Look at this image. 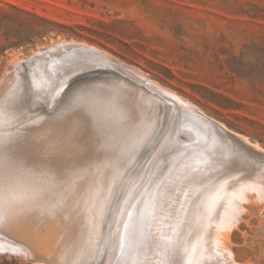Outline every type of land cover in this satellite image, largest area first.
<instances>
[{
	"label": "rangeland",
	"instance_id": "1",
	"mask_svg": "<svg viewBox=\"0 0 264 264\" xmlns=\"http://www.w3.org/2000/svg\"><path fill=\"white\" fill-rule=\"evenodd\" d=\"M60 43L86 44L108 52L128 67L131 65L142 72L143 78L178 93L223 124L225 131L218 130V135L228 138V143L231 137L240 135L251 140L248 139L250 146L256 144L261 148L256 153L247 152L255 153L257 159L264 154V0H0V97L14 85L23 87L27 82L35 85L28 72L25 79L22 74L16 75V60L27 59L38 50ZM120 74L132 85L155 94L148 82L142 87L134 78ZM81 76H73L64 92L56 93V99L70 90L98 88L95 83L109 82L100 78L83 81L79 79ZM111 103L112 110L105 106L103 99L94 98L93 112L108 126L109 132L119 135L126 121L120 120L115 105L122 108L124 100H111ZM46 104L48 102L39 97L32 119L43 116ZM51 104L55 105V100ZM155 105H160L161 110L157 120L150 115L152 125L155 120L153 130L159 129L163 136L157 132L148 151L143 155L142 149L137 151L130 164L126 162L132 153L125 152V166L120 169L118 178H112L110 169L100 177L90 170L64 192L65 208L55 217L42 215L40 211L42 203L52 197L51 192L45 191L33 199L32 188L40 184L36 176L23 173L13 176L8 189L16 198L7 212L4 227L0 226V237L11 241L13 237L29 246L26 238L36 245L33 249H40L35 252L29 246L32 254L27 252V256L0 252V264H70L74 254L89 246L101 256L106 254L105 259L97 258V264H106L113 252L119 256L118 249L108 247V233L113 235L114 224L108 220L109 201L103 197L108 194L109 186L115 192L132 171V180L127 181L129 188L148 157L154 154L152 147H155L157 160L151 169L147 167L146 186L151 185L150 179L165 176L173 157L179 154L175 151L176 144L169 142L161 146L171 127L172 112L158 100ZM150 107L148 105L146 110L148 114ZM179 130L190 131L183 127ZM87 132L88 123L80 118H73L64 129L37 131L33 134L37 142L35 158L39 161L83 160L88 151L83 142ZM194 147L191 143L190 150ZM93 188L101 191L96 200ZM2 193L3 182H0ZM247 198L248 201L242 203L241 223L233 228L227 246L236 256V264H264V202H259L251 192L247 193ZM21 199L22 203L16 201ZM102 200L104 211L98 214ZM89 216L93 221L89 222ZM163 218L167 217L163 215ZM153 224L148 229L157 238L166 237L172 231L163 227L161 220ZM7 228L20 234H13ZM89 230L94 243L89 241ZM114 235L112 244L116 242ZM147 245L150 243L145 244L147 257L140 261L141 264H162L160 258L165 251L159 252ZM37 256L41 260L37 261ZM113 264H117L116 258Z\"/></svg>",
	"mask_w": 264,
	"mask_h": 264
},
{
	"label": "bare ground",
	"instance_id": "2",
	"mask_svg": "<svg viewBox=\"0 0 264 264\" xmlns=\"http://www.w3.org/2000/svg\"><path fill=\"white\" fill-rule=\"evenodd\" d=\"M14 66L16 67V75L22 74L24 79L28 72L29 78L35 82L33 90L36 94H40V99L46 100L48 103H52L51 97H55L56 93H60L57 85L63 84L67 86L72 77L76 75H83L79 78L83 81L96 80V78L109 81L107 83L103 81L101 82L102 84H99L100 82L95 83L98 85V88H96L98 89V93L95 98L103 99L104 103H106L105 106L110 110H112V103L108 90L112 89L117 90L121 97L134 96L143 110H147L148 105H150L149 112L150 115L156 118L155 120L158 119L157 116L161 110V106L155 104L157 100L160 101L166 105V108L171 109L172 112L171 127L167 130V135H165L161 142V146H165L169 142L178 146L186 144L188 152H191V141L195 137L202 144L207 142L208 151L214 153L216 158H227V160L229 157L233 158L232 153L237 150H246V155L249 153L247 150L255 153L261 150L260 146L256 144L250 146L249 138L247 139L240 135L231 137L228 143V138L218 135V130L224 132L225 126L208 116L196 104L178 95V93L175 94V92L172 93L163 89L158 84L151 82V79L143 78V73L135 69V67L132 68L131 65L128 67L108 52L97 47L86 44L60 43L46 50H38L27 59H18L15 61ZM120 73L134 78L142 87L148 82V86L155 91V94H150L152 91L149 93L148 90L143 89L144 87L141 89L132 85L124 80ZM148 95L149 97H147ZM153 100L154 102H152ZM177 121L179 122L177 123ZM181 127L189 128L190 131L183 132L179 130ZM181 133L188 135L189 138L185 136L188 140L190 139L188 143L186 142L187 139H180ZM185 155L187 153L175 155L172 162H170L169 170L166 171L165 176L150 179L152 181L151 185L146 186L147 180L145 178L149 171L147 167L151 169L152 164L157 160V158H154V151V154H151L144 163L140 174L138 173V177L133 180L128 188L125 202L121 203V212L131 211V222L133 224H137L136 208L143 207L148 209L156 205L157 210L153 211L152 217L145 220V224L154 225L155 221L161 220L163 227L167 226V229L172 230L166 237L157 238L156 234H151L148 227H137L136 243L139 245V251L138 253H134V264H141L140 261L145 260V257H147L145 244L148 242L156 251H165L162 254L164 257L160 258L162 264H172L170 253H174L177 250L181 256V264H236L237 262L236 256L228 248L227 242L233 228L241 223L242 218L240 216L244 212L242 203L248 201L247 193H254L259 202H264V170L257 171L252 179H246L242 174L237 172L232 173V176H235L236 179H231L227 176L218 177L217 175H220L223 171L219 165H217L218 170H209L204 163H196L197 160H211L213 157L205 153L203 157L197 155L192 159H185ZM135 157L136 154H132V157L126 163L130 164ZM192 168H196L197 171L192 172ZM200 169H204L207 172V176ZM189 175L203 177L205 184L189 183L187 179ZM216 177L218 178L214 179ZM217 180H219V183H217ZM220 185H224L223 190L220 192L222 198L216 196ZM86 194H84L85 198L87 197ZM16 201L20 202L22 199ZM133 203H136V208L129 207ZM162 203L167 208V211H159V205ZM15 206L18 207L17 204ZM163 215L167 218H163ZM89 217V222L93 221L92 216ZM127 219L126 215L122 216L118 213L115 217L116 223L114 224L113 231V235L115 233L114 237L121 234L125 243H127V239L126 234H124L122 221ZM158 225L156 224L155 226ZM164 229L162 228V230ZM7 230L16 235L20 234L19 231L13 228H7ZM150 234L151 240L149 239ZM113 235L111 237L112 240L114 239ZM13 240V237L12 241L5 236L0 237V249L8 247L27 249L30 255L32 253L28 248L29 246L35 252L40 249V247H38V250L33 249L36 245H33L26 238L25 241L29 242V246H25L16 240L14 242ZM112 240L111 242H113ZM158 246L162 248H158ZM21 255H24L23 252ZM116 257V253L114 254L113 252L109 255V259L108 257L106 258L108 259L106 264H113Z\"/></svg>",
	"mask_w": 264,
	"mask_h": 264
},
{
	"label": "snow or ice",
	"instance_id": "3",
	"mask_svg": "<svg viewBox=\"0 0 264 264\" xmlns=\"http://www.w3.org/2000/svg\"><path fill=\"white\" fill-rule=\"evenodd\" d=\"M57 87L60 92H64L66 86L59 84ZM108 91L110 99L114 102L124 100L122 108L118 104L115 105L120 120L126 121L119 135L109 132L108 126L94 115L93 101L98 93L96 88H78L74 92L70 90L69 93L59 99L53 96L51 99L55 100V105L49 102L42 109L43 116L32 119V116L36 115L35 106L39 102V97L33 90L31 82H27L23 87L14 85L3 97H0V182L7 181L11 183L16 173L36 176L40 184L32 188L33 199L39 198L41 193L45 191L51 192L52 197L42 203L40 211L42 215L55 217L65 208L67 197L64 196V192L69 191L79 180L88 175L90 170L92 174L100 177L103 176L105 170L110 169L111 176L115 179L119 175V170L125 166L123 161L125 152H131L135 155L137 151L142 149L141 154L146 153L153 141L156 140V133L159 132L160 136H163V132L159 129L153 130L150 114L142 109L134 96L125 98L121 97L115 89ZM73 118H80L88 123V132L83 138V142L88 149L86 157L78 161L63 159L37 160L35 158L37 142L34 140L33 134L45 128L64 129L72 122ZM28 125H38L39 127ZM180 139L185 140L187 138L181 133ZM156 142L159 143L158 140ZM191 143L195 145L191 152H188L186 144H180L175 151L181 155L187 153L185 159H192L197 155L203 157L207 153L208 156L213 157L211 160H197L196 163H204L209 170H218L217 165H219L223 169L220 173L221 176L236 179L235 176H232V173L237 172L246 179H252L257 171L264 170V154H261L257 159L253 153L246 155V150H237L232 153L233 159L231 160L218 159L214 153L208 151L207 142L202 144L193 137ZM152 151H155V147H152ZM191 170L192 172L197 171L196 168ZM200 171L207 176L204 169H200ZM132 176L133 172L129 171L116 191L112 192L111 186H109L108 195L103 197V200L109 201L107 215L112 224L116 223L115 217L118 213L128 217L127 220L122 221L127 243L123 242L121 234H118L115 244H112V234L111 232L108 233V247L119 251V256L116 257L117 264H134V253L139 251V245L136 243V229L137 227H150V224H145V220L152 217L153 211L157 210L156 205L145 209L143 207L136 208V203L130 204L129 207L136 208L137 224L131 222V211L121 212V203L125 202V197L128 195L127 181ZM65 177L67 178L65 179ZM187 179L189 183L205 184V180L201 176L189 175ZM217 183H219V180H217ZM223 187L224 185H220L216 192L218 198H222L220 192ZM91 190L93 199L100 195L99 188ZM8 198L10 201L15 200L10 189ZM103 200L98 209V214L104 211ZM2 202V199H0V204ZM92 207H95V204ZM159 211H167L163 203L159 205ZM6 217L7 213L0 211V226L4 224ZM88 236L89 241H92L91 230H89ZM92 242L94 243V241ZM147 247L150 248L151 245H147ZM0 251L12 253L16 256H20L22 252L27 256L28 252L27 249L14 247L2 248ZM98 257L99 259H105L106 254L101 256L99 252L89 246L87 250L82 248L74 254L70 264H89V262L97 264ZM28 258L31 259V257ZM170 258L172 264H181V256L178 250L170 253ZM35 259L37 261L41 260L39 256Z\"/></svg>",
	"mask_w": 264,
	"mask_h": 264
},
{
	"label": "clouds",
	"instance_id": "4",
	"mask_svg": "<svg viewBox=\"0 0 264 264\" xmlns=\"http://www.w3.org/2000/svg\"><path fill=\"white\" fill-rule=\"evenodd\" d=\"M8 182L4 181L3 182V193L0 194V199H2V204H0V211H3L5 213H7L8 211H10L12 209L13 206V201H10L8 198Z\"/></svg>",
	"mask_w": 264,
	"mask_h": 264
}]
</instances>
